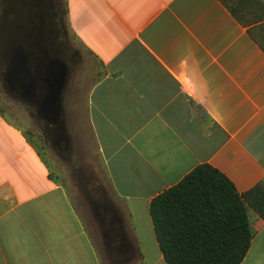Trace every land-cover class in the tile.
Segmentation results:
<instances>
[{
  "label": "crops",
  "instance_id": "0c3cea01",
  "mask_svg": "<svg viewBox=\"0 0 264 264\" xmlns=\"http://www.w3.org/2000/svg\"><path fill=\"white\" fill-rule=\"evenodd\" d=\"M11 6L12 52L0 83L13 100L26 102L35 121L50 86L33 96L34 83L20 71L9 80L11 62L32 74L37 50H44L50 81L68 29L98 63L84 112L118 204L101 226L119 229L90 231L68 189L0 105V264H105L102 258L166 264L150 216L156 196L203 164L240 194L264 181V49L222 0H12ZM19 77L26 88H18ZM58 107L63 113L64 103ZM71 107L72 118L81 109ZM55 108L45 107V119ZM248 217L253 238L241 264H264V220L251 207Z\"/></svg>",
  "mask_w": 264,
  "mask_h": 264
},
{
  "label": "rangeland",
  "instance_id": "374dc122",
  "mask_svg": "<svg viewBox=\"0 0 264 264\" xmlns=\"http://www.w3.org/2000/svg\"><path fill=\"white\" fill-rule=\"evenodd\" d=\"M11 1L0 0V71L3 68L7 71L12 52V49L8 48L13 21L12 14H10L12 12ZM222 1L242 24L250 28L254 38L264 48V0ZM61 36L62 42L56 48V53H59L58 55L64 60L66 59L71 68L64 89L58 91V105L64 103V112L61 113L62 108L57 105L56 112L50 113L48 119H45L46 115L43 111L41 114L45 120L42 122L37 116V121H35L30 117L31 112L26 102L13 100L1 83L0 105L8 117L16 120L24 132L33 137L37 150L48 161L54 177L58 178L70 192L78 214L90 231L98 233L101 227L117 231L119 228L116 224L101 226L103 220L108 218V212L115 210L114 206L117 201L113 199L105 169L98 159L96 145L89 132L84 112L83 100L88 88L98 75V63L70 30L67 29V34L63 31ZM46 93L49 94V88H46ZM71 104L81 109L80 111L74 109L73 119L70 112L72 111ZM46 121L55 122L56 138L48 132ZM65 132L68 134V147L64 140ZM102 259L105 264H110L106 258Z\"/></svg>",
  "mask_w": 264,
  "mask_h": 264
},
{
  "label": "trees",
  "instance_id": "16d2710c",
  "mask_svg": "<svg viewBox=\"0 0 264 264\" xmlns=\"http://www.w3.org/2000/svg\"><path fill=\"white\" fill-rule=\"evenodd\" d=\"M38 110L37 116L42 108ZM64 138L68 147L66 133ZM248 207L264 220V181L240 194L217 169L208 164L196 167L150 204L156 240L166 264H241L253 238ZM114 213L113 209L107 215Z\"/></svg>",
  "mask_w": 264,
  "mask_h": 264
},
{
  "label": "flooded vegetation",
  "instance_id": "af4514ba",
  "mask_svg": "<svg viewBox=\"0 0 264 264\" xmlns=\"http://www.w3.org/2000/svg\"><path fill=\"white\" fill-rule=\"evenodd\" d=\"M27 4V3H26ZM25 9H27V7L25 8ZM25 12L27 13L28 12V9L27 10H25ZM38 51V57H37V60L34 62V65H33V67H32V69H33V73L31 74V73H28L27 71L25 72V70L24 69H22V71H20V74H22L23 76H25V78L26 79H28V80H30V81H32L33 83H34V85H35V88H33V89H30V92L31 93H33V96H35V94H38V91L39 90H41V88H43V86H47L48 84H49V86H50V82L53 80V78H54V80L56 81V82H60V76L62 75V69L64 68H66L67 67V69H68V71L70 70V72H71V68H70V66L67 64V60L65 59H63V57L61 58V59H63V60H57L58 62H56L57 64H60V66L58 67V69L57 70H55V71H52V75L53 76H51L50 77V81L47 79L46 80V73H45V70H44V68H43V66H44V63H45V60H46V53H45V51L44 50H40V49H38L37 50ZM66 65V66H65ZM63 67V68H62ZM0 73L3 75V76H6V68H3V69H1V71H0ZM65 74V73H64ZM59 77V79H56V78H58ZM18 88H19V86H21L22 88H26L25 87V85H26V83L24 82H21V78L19 77L18 78ZM22 83V84H21ZM25 84V85H24ZM62 89H64V87H62ZM19 90V89H18ZM18 94H20L19 92H18ZM21 95V94H20ZM53 95V94H52ZM42 105H43V103H42ZM42 105H37V108L38 109H40L41 110V108H42ZM41 113V112H40ZM46 115V114H45ZM38 118L40 119V121H44L45 119L42 117V114H40V115H38ZM55 131V128L54 127H52V128H50V129H48V132L50 133V135L51 136H53L54 135V137L56 138V132H54Z\"/></svg>",
  "mask_w": 264,
  "mask_h": 264
},
{
  "label": "water",
  "instance_id": "95a60500",
  "mask_svg": "<svg viewBox=\"0 0 264 264\" xmlns=\"http://www.w3.org/2000/svg\"><path fill=\"white\" fill-rule=\"evenodd\" d=\"M19 53H21V52L19 51ZM24 59H26V57ZM22 68H23L22 63H18L16 61L15 62H11L9 73H8L9 80L13 82L15 73L21 71ZM57 69L58 68H54V71L57 70ZM64 73H65V70L62 69V75L60 76L61 78H60V82L59 83L56 82L54 80V78L50 82L49 94H48L47 98L43 102L42 112L44 111L46 113V111H48L47 109H45V107L48 106L50 103H53L54 106L58 105V91L61 90L62 87L65 86V74ZM56 79H59V77L56 78Z\"/></svg>",
  "mask_w": 264,
  "mask_h": 264
}]
</instances>
